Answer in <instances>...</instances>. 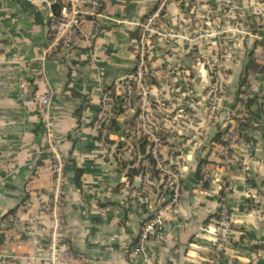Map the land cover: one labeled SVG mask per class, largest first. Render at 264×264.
Returning a JSON list of instances; mask_svg holds the SVG:
<instances>
[{"label": "crops", "instance_id": "obj_1", "mask_svg": "<svg viewBox=\"0 0 264 264\" xmlns=\"http://www.w3.org/2000/svg\"><path fill=\"white\" fill-rule=\"evenodd\" d=\"M159 2L103 0L100 17L85 23L89 41L46 55L47 0H0V259L39 254L51 231L52 209L43 207L53 206L55 178L37 97L51 90L64 162L58 211L74 264H148L134 247L158 203L172 211L162 238L148 241L152 262L205 264L225 181L234 223L220 264H264V71H249L252 115L223 162L248 61L264 64V0H169L148 47L153 134L137 131V95L105 140L96 131L103 93L134 73L141 24ZM155 138L161 161L151 154ZM165 168L178 173L172 185ZM36 215L46 224L29 228Z\"/></svg>", "mask_w": 264, "mask_h": 264}, {"label": "built area", "instance_id": "obj_2", "mask_svg": "<svg viewBox=\"0 0 264 264\" xmlns=\"http://www.w3.org/2000/svg\"><path fill=\"white\" fill-rule=\"evenodd\" d=\"M169 0H160L158 7L150 13L142 22L137 42V59L136 69L128 78H124L117 88L109 89L103 93L101 110L99 117L95 122V128L98 135L105 140L114 128V119L117 116L119 107L123 110H129L133 107L134 98L137 95L140 123L138 133H148L152 135L150 125L147 123V114L152 105L150 96V87L146 86L145 80L150 74L148 66V47L150 38L154 34H162L158 29V21L162 10L166 7ZM52 7L50 11L49 22V43L45 49V54L50 55L59 51H70L80 41H89L90 34L85 30V23L88 20L95 21L102 14L103 0H47ZM264 39V36H262ZM255 88V76H249V81L243 87L241 93L242 104L244 106L227 132L228 145L224 149V165L227 167L231 163L233 146L240 140L244 131L245 104L253 96ZM43 114V128L46 138V152L52 160L51 169L55 178V189L53 191L52 208L44 206L43 209H52V225L48 234L46 245L40 250L39 254L21 256L8 255L0 259V264H12L14 261L23 260L25 264H74L76 254L70 249L66 242L68 233L58 211L61 200L63 168L64 162L59 151V142L55 131V121L50 114L53 101V93L47 90L37 95ZM157 112L166 113L164 102H159L156 106ZM136 131H134V134ZM155 145L152 147L151 154L156 160L161 161L160 151L158 149L159 140L154 139ZM40 156L34 158V164L37 166ZM166 183L172 185L173 181L178 178L177 171L171 168H165ZM232 185L225 181L218 194L220 209L216 221V241L212 249L211 257L205 264H220L222 254L226 245L230 242L232 226L234 223V213L232 212L228 199L231 193ZM165 194L161 195V201H165ZM172 211L171 204L158 203L153 206V212L150 218L145 221L134 251L143 255L148 264H154L150 258L147 244L153 238H162L166 227V219ZM10 222H15L16 217L10 216ZM46 224L41 215H36L30 219L29 228Z\"/></svg>", "mask_w": 264, "mask_h": 264}, {"label": "trees", "instance_id": "obj_3", "mask_svg": "<svg viewBox=\"0 0 264 264\" xmlns=\"http://www.w3.org/2000/svg\"><path fill=\"white\" fill-rule=\"evenodd\" d=\"M251 70H255V71H264V64H261V63H258L255 61V59L253 58H250V60L248 61V64H247V67L245 69V73L242 77V80H241V88H240V101H242V98H241V93L243 91V87L245 86V84H247V82L249 81V71ZM252 101H253V96L247 101V103L245 104V108H246V112H245V118H246V121L244 122L243 126H244V131H245V128L247 127V124L249 123L248 120L249 118L251 117L252 115V111H251V104H252ZM243 131V133H244ZM228 132V131H227ZM227 132H226V141L227 140ZM222 135V134H220ZM219 135V136H220ZM225 141V142H226ZM38 163H41V160L38 161Z\"/></svg>", "mask_w": 264, "mask_h": 264}]
</instances>
